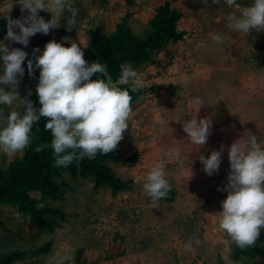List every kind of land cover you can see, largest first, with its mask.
<instances>
[{
    "label": "rangeland",
    "instance_id": "374dc122",
    "mask_svg": "<svg viewBox=\"0 0 264 264\" xmlns=\"http://www.w3.org/2000/svg\"><path fill=\"white\" fill-rule=\"evenodd\" d=\"M70 2L78 9L72 31L66 29L71 14L65 12L59 28L47 35L35 34L27 46L0 40L9 49L28 53L24 74L17 77V91L34 107L39 69L34 67L30 76L27 61L35 64V56L42 54L49 41L65 47L70 41L78 43L90 63L88 30L100 27L102 36L107 35L126 16L132 32L143 35L148 20L165 2L181 12L177 29L184 34L155 53L151 62L135 69L148 86L132 103L129 128L116 152L128 156L136 151L139 157L132 165L109 162L118 177L131 179V189L113 195L107 187L96 189L88 179H72L61 172L57 198L42 199L38 191L29 193L39 200L38 206L49 205L64 213L63 218L53 217L51 228L38 227L16 204L0 205V254L20 252L13 264H46L50 255L65 251L74 256V264H242L231 259V244L217 228L216 213L222 211L221 201L227 196L218 189L227 184L228 148L234 141L255 135L264 147V30L250 34L231 31L227 18L238 9L225 0ZM251 3L237 0L239 8ZM38 14L45 21L51 19L46 11ZM6 15L15 20L27 12H21L18 0H0V19L7 21ZM213 34L222 35L224 43H215ZM37 48L40 51L34 54ZM193 97L204 102L196 118H207L212 125L207 143L198 151L188 144L182 129L183 121L195 116ZM3 107L5 115L12 110ZM19 110L23 112V106ZM222 145L218 172L209 176L198 157L203 154L207 158ZM173 148L178 155L169 156ZM25 150L11 158L0 153V168L20 159ZM155 164L165 169L175 191L172 201L154 202L143 192V178ZM190 169L193 176L189 179ZM189 238L193 239L192 252L184 250ZM255 264H264V253L255 258Z\"/></svg>",
    "mask_w": 264,
    "mask_h": 264
},
{
    "label": "clouds",
    "instance_id": "9594fccd",
    "mask_svg": "<svg viewBox=\"0 0 264 264\" xmlns=\"http://www.w3.org/2000/svg\"><path fill=\"white\" fill-rule=\"evenodd\" d=\"M225 2L238 9V13L234 11L227 18L231 31L250 34L264 30V0H252L243 8H239L237 0ZM18 3L21 12L27 15L15 20L4 16L7 20L5 40L27 46L29 38L35 34L47 35L51 29L59 28L65 12L71 14L66 29L73 30L78 9L70 0H18ZM41 10L50 13L51 19L45 21L38 14ZM212 40L224 43L220 34H213ZM69 43L70 46L65 47L55 40L49 41L42 54L35 56V64L31 59L27 61L30 76L34 67L39 69L36 94L40 107L36 108L17 91V77L24 74L23 64L28 53L21 48L9 49L0 42V153L9 158L22 153L32 143L33 126L42 118L46 121L44 129L51 133L52 139L50 144L38 145L34 150L40 152L50 148L54 167L66 168L74 162L95 159L97 154L107 155L117 149L133 113L130 93H139L148 85L131 63L120 65L119 76L114 81L106 64L98 60L89 64L78 43ZM39 51L38 48L33 50L34 54ZM122 85L129 88H122ZM17 101L19 103L13 108ZM203 105L201 98L193 97L191 107L195 116L182 123L188 144L197 151L207 143L212 126L209 119L196 118ZM3 106L12 110L5 115ZM21 106L23 112L19 110ZM223 151L222 145L220 150H212L207 158L199 155L207 175L218 172ZM168 154L176 156L178 151L173 148ZM228 160L227 184L218 189L227 196L221 201L222 211L216 213L217 228L228 238L227 244L245 250L255 246L264 229V147L255 135L247 140L238 139L228 148ZM192 176L190 169L189 179ZM142 189L154 202L168 197L171 185L161 164L148 170ZM195 243L200 241L195 240ZM184 250L194 251L192 238L184 244ZM46 264H74V256L69 251L54 253Z\"/></svg>",
    "mask_w": 264,
    "mask_h": 264
},
{
    "label": "trees",
    "instance_id": "16d2710c",
    "mask_svg": "<svg viewBox=\"0 0 264 264\" xmlns=\"http://www.w3.org/2000/svg\"><path fill=\"white\" fill-rule=\"evenodd\" d=\"M181 12L172 8L169 2L160 5L155 14L148 20V29L143 35H136L127 24V17L124 16L116 28L107 35L102 36L100 27L88 30L89 54L92 62L99 61L107 65L109 74L115 81L120 73L122 63H131L136 69L142 64L151 62L154 54L162 50L168 42L180 40L184 31L177 29V21ZM7 21L0 19V40L6 36ZM95 76L93 77V79ZM39 77L36 82L38 83ZM122 88H129L122 85ZM145 88L139 93H130L132 103L140 99ZM35 107L39 108L38 97L34 101ZM45 120L42 118L32 130V143L26 148L20 159L13 161L7 168H0V205L3 203L16 204L18 209L29 215L38 227L51 228L55 223L53 217L59 215L63 218V212L49 205L38 206V199L29 195L32 191H38L42 199L57 198L60 185L57 178L62 177L61 172L67 173L72 179L83 178L92 181L93 187L110 189L113 195L122 191L130 190L131 179L118 177L109 162H124L126 165L134 164L139 154L134 151L128 156H122L116 150L107 155L97 154L95 159L73 163L68 167H54L52 150L45 148L37 152L34 149L38 145H47L51 142V133L45 131ZM39 129V131H37ZM175 198V191H171L166 199L160 201H172ZM38 250V249H36ZM264 253V229L256 244L252 248L241 250L231 244V259L242 261V264H255V258ZM20 252H8L0 254V264H13L12 260ZM78 256V255H77ZM75 264H83L76 262ZM224 264V263H222Z\"/></svg>",
    "mask_w": 264,
    "mask_h": 264
}]
</instances>
